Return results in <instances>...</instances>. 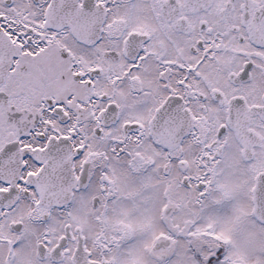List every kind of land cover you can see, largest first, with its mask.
I'll use <instances>...</instances> for the list:
<instances>
[{
	"label": "snow or ice",
	"instance_id": "6c2138e0",
	"mask_svg": "<svg viewBox=\"0 0 264 264\" xmlns=\"http://www.w3.org/2000/svg\"><path fill=\"white\" fill-rule=\"evenodd\" d=\"M0 264H264V0H0Z\"/></svg>",
	"mask_w": 264,
	"mask_h": 264
}]
</instances>
